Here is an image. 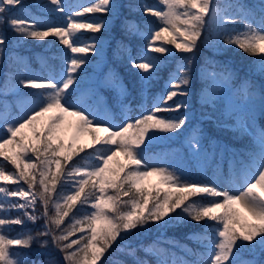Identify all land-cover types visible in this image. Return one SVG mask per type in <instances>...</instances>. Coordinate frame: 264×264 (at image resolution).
Masks as SVG:
<instances>
[{
    "label": "snow or ice",
    "instance_id": "1",
    "mask_svg": "<svg viewBox=\"0 0 264 264\" xmlns=\"http://www.w3.org/2000/svg\"><path fill=\"white\" fill-rule=\"evenodd\" d=\"M37 6L43 7L48 16L63 14L62 21L30 13L19 15L25 7L24 0H0V60L8 52L10 40L3 25L15 35V43L53 37L65 47L63 66L57 75L21 78L13 71L14 83L7 85L40 91L34 93L30 113L15 119L0 116L3 130L0 157L14 169L6 171L0 163V182L17 185L14 190L0 187V264H25V254L19 249L31 248L33 243L46 248L50 242L63 254L67 264H100L110 250L127 251L135 257L136 249L130 246L125 249L117 244L118 240H126L134 230L149 224L167 227L173 222L189 220L196 224L205 222L206 231L212 233L211 237H200L208 241L205 245L208 258L192 264H264V260L240 259L245 249L264 254V125L256 126V121L264 120V56L255 69L262 78L259 88L249 78L242 82L241 98L249 103L243 108L226 109L218 121L219 127L249 135L253 141L243 159L237 161L234 155L231 161L229 179L232 183L241 181L233 192L223 186L222 175L195 179L179 165L152 166L150 161L145 162L147 145L161 135L178 134L193 119L188 111V98L195 86L193 57H185L169 74L165 91L153 98L151 107L143 108L136 117L125 116L117 124L107 110L94 111L86 99H77L76 94L83 88L82 74L91 63L89 54L102 56L105 46L103 39L96 36L85 39L83 33L111 31L112 20L120 15L122 5L116 0H89V6L78 5L76 11L68 0H37ZM142 10L144 15L158 18L160 26L142 34L135 21L125 19L123 24L124 33L142 35L146 41L138 56L129 53L128 57L131 66L140 70L142 90L158 75L162 56L194 53L202 37L209 49L234 46L245 53L264 54V0L258 8L242 0H229L223 6L217 0H159L157 6L144 5ZM92 13H103L108 18L86 17ZM237 21L244 24L246 31L225 27ZM117 47L127 48L122 39L117 40ZM8 59L13 68L22 61V57L11 53ZM231 80L232 72L209 58L201 74L204 105L222 100ZM106 84L122 96L128 94L127 85L116 73H112ZM257 91L259 117L249 106L255 103ZM89 92L92 96L99 95L96 89ZM182 108L185 111L178 116L159 115L179 113ZM85 136L90 142L81 143ZM204 139L202 128L189 130L192 153L215 159L219 145L209 152ZM81 153H87L85 160L94 159L96 163L71 164ZM219 167L218 164V171ZM13 197L18 199L11 200ZM38 201L43 205L44 230L9 238L5 233L12 225L23 226L40 219L33 214ZM50 205L54 210L52 215H49ZM78 205L87 206L90 211L72 215L70 224L62 228L65 218ZM29 208L33 211H28ZM12 209L18 215L5 218ZM77 233H80L78 238L70 239ZM12 246L16 247L10 252ZM32 264H58V261L48 258ZM113 264L123 262L115 260ZM135 264L148 262L136 258Z\"/></svg>",
    "mask_w": 264,
    "mask_h": 264
},
{
    "label": "trees",
    "instance_id": "2",
    "mask_svg": "<svg viewBox=\"0 0 264 264\" xmlns=\"http://www.w3.org/2000/svg\"><path fill=\"white\" fill-rule=\"evenodd\" d=\"M68 2L73 5L76 11L79 10L77 7L78 5H83L85 7L89 6V0H68ZM116 2L122 5V7L120 8V15L112 20V30H101L99 33L84 32L83 35L85 39L90 36H96L104 41H109L108 56L110 59V66L115 69L116 74L128 87V94L126 96H122L112 87L105 90L115 110L116 118L119 120V123L124 120L125 116L136 117L141 114L143 108L151 107L153 98L165 91V82L168 80L169 74L176 69L178 64L184 62L185 57L191 56L193 57L192 69L195 86L192 88V94L188 98L190 102L188 111L192 114L193 119L187 124L183 131H179L178 134L161 135L154 143L147 145L145 151L176 149L177 146L181 144L185 132L191 126L201 123V128L204 130L205 137L203 141L204 147L208 150H212L215 144H224L227 147L228 158L223 161L222 166L219 167V171L216 165L219 157L215 159V162L209 164L205 163L200 169L195 168V178L205 179L214 174L222 176L229 175L233 156L235 155L237 161L243 159V154L247 153L252 148L253 141L249 135L237 134L219 127L218 121L221 118V113L226 109L237 106L231 104L230 100L225 96H223L222 100L217 99L215 104L204 105L203 101L200 100L203 84L199 68L205 65L209 58H211V60L215 61L221 68L236 69V73L233 77L235 84L239 85L245 78H249L252 83L259 88L262 78L255 69L258 61L264 54L245 53L234 46L221 47L219 50H215L214 48L209 49L205 46L202 37L194 53L176 52L172 56H162V66L158 75L151 81L145 90H142L140 84V70L131 66L128 57L129 53L132 57L138 56L139 53L143 51V46L146 41L143 39L142 35L130 36L124 33L123 24L125 19L135 21L142 34L148 33L153 27H159L160 23L158 18L153 15H144L142 10L144 5L157 6L159 0H116ZM217 2L220 5H224L229 2V0H217ZM242 2L258 8L255 0H242ZM24 5V9L17 14L24 15L30 13L56 21H62L63 19V14L48 16L43 7L37 6L35 0H24ZM13 12H16V9H13ZM86 17L108 18L103 13L86 14ZM2 27L5 28L10 40L8 52H6L4 58L0 60V96L7 93V89L9 88L7 85L9 82L14 83V81H11L13 71L20 75L21 78L30 74L48 76L49 74L57 75L60 72L63 66L65 47L62 44L56 43L55 38L49 37L45 41L28 39L19 43V46H16L15 35L6 25ZM225 27L229 29L235 28L239 31V29L244 27V24L237 21L235 25H226ZM120 39L123 40V44L126 45L127 48L118 49L117 40ZM169 47L172 46L169 45ZM217 52L219 54H214ZM8 53L22 57V61L18 62L15 68H13L9 62ZM89 58L91 63L86 66V70L82 74L84 76L83 85L86 83L85 77L92 71V65L97 56L90 53ZM34 93H36L35 89L23 88L20 94L10 95L12 99L11 106L3 104L0 98V116L7 115L11 119L13 115H19L25 112L29 103L35 101ZM25 95H30L31 98ZM175 99H182V97H177ZM259 108L260 106L257 107V117H259ZM184 111L185 109L182 108L179 113L161 112L159 115L162 117H174L183 114ZM201 116H205V118L201 119ZM261 125H264V120L256 121L257 128ZM2 134L3 130L0 129V135ZM86 155L87 153H81L80 156L74 157L73 161L70 163L87 165L96 163L94 159L85 160L84 157ZM0 163L3 164L6 171L14 170L10 164L3 161L2 157H0ZM238 165L239 164H237V166ZM36 190H40L39 185H37ZM66 190L67 189H64V191ZM60 193L61 188L58 185L57 195ZM38 203L40 206L38 215L40 219L35 222H27V224L23 226L12 225L10 231L5 233L9 238H19L18 234L21 233L24 235H35L37 232L44 230L45 218L41 215L43 212V205L40 201H38ZM5 207L7 208V204ZM53 211L50 205L49 215H52ZM87 211H90L87 206L81 208L78 205L77 209H74L73 213H71L68 218H65L64 225L61 227L64 228L70 224L72 215H83ZM13 213V209L10 210V213L5 218H13ZM162 223L163 222H161V224ZM57 234H60L59 231H57ZM79 235L80 233H77L76 236L70 237V239H76ZM211 235V231H206V225L203 221L199 224L190 220L183 223L173 222L167 227L149 224L144 229L134 230L126 240H118L117 242L118 245L125 249L129 246L135 248V257L128 255L127 251L117 252L110 250L106 253L100 264H113L115 260H120L123 264H135L136 258L146 260L148 264H176L178 261L181 263L187 261L189 263L195 260H206L208 257L205 245L208 241H202L200 237H211ZM42 239L48 238L42 237ZM155 242L161 245L162 250L160 252L154 251L151 247ZM15 247L16 246L10 247V252L14 250ZM113 248L115 249L116 245H114ZM145 248H147L148 251H145ZM19 250L25 254V264H32V261L48 258H54L58 261V264H67L63 259V254L54 247L51 242L46 248H40L36 243H33L31 248H21ZM240 259L264 260V254H261L258 250L253 252L249 249H245Z\"/></svg>",
    "mask_w": 264,
    "mask_h": 264
},
{
    "label": "rangeland",
    "instance_id": "3",
    "mask_svg": "<svg viewBox=\"0 0 264 264\" xmlns=\"http://www.w3.org/2000/svg\"><path fill=\"white\" fill-rule=\"evenodd\" d=\"M255 1H256L258 6L262 2V0H255ZM35 2H37V0H35ZM253 26L255 27V25H253ZM239 31H246L245 26L243 28L239 29ZM21 42H24V41H20V43ZM16 44L18 45V43H16ZM104 45L105 46H104L103 55L97 56L96 60L94 61L93 66H92V71L86 77V79H85L86 83L83 85V88L81 89V91L77 93L76 98L77 99H86L94 111L97 109L107 110L110 114L111 119L115 123L119 124V120L116 118L115 112H114L113 108L111 107L109 97H108L107 93L105 92L106 88L111 87L108 84H106V81L112 75V73H115V69L110 66V59L108 56L109 42L106 40L104 42ZM215 50H217V49H215ZM258 64H259V61L257 63V66H258ZM229 70L232 72V80H231L230 84L228 85V90L225 92L224 96L227 97L230 100L231 104H233L234 106H237L239 108H243L244 104L249 103V102L247 100L241 98L242 82L239 85L235 84L233 77H234V74L236 73V70L234 68H230ZM199 71L202 74V66L199 68ZM97 85H100V87L97 88ZM22 89H23V87H20L18 89H14V88L9 86L8 91H9V94L11 95V94H15L17 92H20V90H22ZM90 89H96L99 92L98 97L92 96L89 92ZM38 91L39 90L36 89V92H38ZM9 94L7 93L6 96H0V98L3 101V104H5L7 106L12 105V101H11L12 99L10 98ZM201 95H202V92L200 94V99H201ZM25 96H27V95H25ZM27 97L31 98L30 95ZM254 99H255V103H250L249 106H250L253 114L257 117V107L260 106L259 105V92L258 91H257ZM237 101L239 102L238 104H237ZM33 107H34V101L29 103L27 110L25 112H23L22 114H19V115H13V117L11 119L23 117L25 114L30 113V111L33 109ZM203 118L204 117L202 116L201 119H203ZM201 126H202L201 123H197L194 126H191L185 132L184 137L181 140V144L178 145L176 149L145 151V156H146L145 162L147 163L150 161L152 166H168L169 164L179 165V166L183 167L187 173L190 174L191 178H195L194 169L202 166L203 165L202 162L206 163V164L215 162V159L217 158V156L219 157V160L216 163V165L219 164V166H222L223 161L226 158H228V152H224V149L226 148V146L224 144H221V145L215 144L213 146L212 150L214 148H217V145H219V148L217 149L218 155L215 157V159H206L204 156H196L192 153V150L188 144V132L193 127L201 128ZM80 142L81 143L90 142V138L85 136L81 139ZM212 150H208V151L211 152ZM221 156L223 157V159H221ZM78 165H82V164H78ZM240 182H241L240 180H237L235 183H232L229 179V176H223V180H222L223 186L225 188H229V190H231L233 192H235V189H236V187H238ZM0 187H7L10 190H14L17 187V185L11 184V183L5 184L3 182H0ZM10 199L16 200L18 198L13 197ZM20 202H23V201H20ZM28 211L32 212L33 209L29 208ZM13 212H14L13 213L14 217L18 215L17 210L13 209ZM39 212H40V206L38 203L36 205V208H35L33 214L38 216ZM151 247L156 252H160L162 250V247H161V245L158 244V242L153 243L151 245ZM176 264H182V263L178 261ZM188 264H192V262H189Z\"/></svg>",
    "mask_w": 264,
    "mask_h": 264
},
{
    "label": "bare ground",
    "instance_id": "4",
    "mask_svg": "<svg viewBox=\"0 0 264 264\" xmlns=\"http://www.w3.org/2000/svg\"><path fill=\"white\" fill-rule=\"evenodd\" d=\"M25 187V186H24ZM25 189H27V187H25Z\"/></svg>",
    "mask_w": 264,
    "mask_h": 264
}]
</instances>
